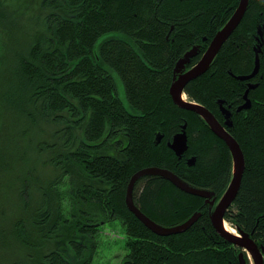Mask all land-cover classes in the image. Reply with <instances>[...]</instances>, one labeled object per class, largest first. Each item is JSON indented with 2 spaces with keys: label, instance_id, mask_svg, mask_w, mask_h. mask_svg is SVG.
<instances>
[{
  "label": "trees",
  "instance_id": "obj_1",
  "mask_svg": "<svg viewBox=\"0 0 264 264\" xmlns=\"http://www.w3.org/2000/svg\"><path fill=\"white\" fill-rule=\"evenodd\" d=\"M238 3L0 0V264H94L96 237L110 219L126 235L120 264H240V252L249 264L215 231L203 197L156 175L136 181L133 202L156 223L200 213L171 235L152 232L125 203L131 175L144 167L166 168L216 199L228 186L229 149L173 102L169 87L178 59L195 46L183 71L193 66ZM256 53L258 71L239 79L253 71ZM246 90L250 105L237 110ZM183 91L221 124V106L230 111L225 127L245 166L224 220L264 260V0H248L209 68ZM183 125L186 150L177 155L168 143Z\"/></svg>",
  "mask_w": 264,
  "mask_h": 264
},
{
  "label": "water",
  "instance_id": "obj_2",
  "mask_svg": "<svg viewBox=\"0 0 264 264\" xmlns=\"http://www.w3.org/2000/svg\"><path fill=\"white\" fill-rule=\"evenodd\" d=\"M247 4L248 0H239V3L234 12L223 24V26L214 34V36L209 41L207 48L193 66L183 71L185 65L190 61V58H192L197 53V47L195 46L188 50L183 57L178 59L174 67L175 75L169 87V94L173 102L179 107L191 110L198 114L206 122L211 131L224 141L227 148L229 149L232 161V177L225 191L218 199H216L213 192L189 185L188 183L181 180L175 173L166 168L152 166L139 169L131 175L126 187L125 203L129 211H131L137 219H139L148 229L158 235H171L183 232L188 229L199 217V212L193 214L186 221L178 225L167 227L162 226L150 219L134 204L132 193L136 181L148 175L160 176L163 179L170 181L173 185H175L182 191L203 197L205 199V203H208L213 207L210 213V220L215 231L225 240L240 247L247 254H249L253 260V264H264L262 250L247 234H243L240 232H236V234H234L224 227L225 211L231 205L232 201L235 198V195L241 183V178L245 166L244 156L238 142L225 128V126L231 125L229 121L230 112L228 109H225L221 106V111L225 116V122L223 125L206 107L197 102L185 99V94L183 91L184 86L190 80L198 77L209 68L221 45L226 41L229 35L239 24L246 10ZM258 67L259 58L258 53H256L253 71L248 75L238 76V78L248 79L252 77L258 71ZM254 86L255 85H249L250 88ZM244 99V103L238 107V110L245 109L250 105V101L247 98V90L244 93ZM184 128L185 125H183V130L174 135L172 141L168 143V145L174 150L177 155H180L186 150L187 143ZM160 137V135L156 137L157 142L160 140ZM193 160L194 158L192 157L188 159V162L192 163ZM238 259L240 264H246L242 252L239 253Z\"/></svg>",
  "mask_w": 264,
  "mask_h": 264
},
{
  "label": "rangeland",
  "instance_id": "obj_3",
  "mask_svg": "<svg viewBox=\"0 0 264 264\" xmlns=\"http://www.w3.org/2000/svg\"><path fill=\"white\" fill-rule=\"evenodd\" d=\"M101 40V38L99 39ZM98 40V41H99ZM116 82V89L119 97L125 102V95L122 82L116 72H111ZM1 122V120H0ZM15 132V129L12 130ZM1 137V134H0ZM18 171L8 173V176L4 177V181L8 184L14 183V178H17ZM16 175V176H15ZM1 177V175H0ZM14 177V178H13ZM2 181L0 180V183ZM0 200H3L0 198ZM125 231L119 219H110L103 223L100 227L98 235L96 237V250L93 256L94 264H120L122 257L125 255L126 250L125 243ZM31 261V264H36L35 261Z\"/></svg>",
  "mask_w": 264,
  "mask_h": 264
},
{
  "label": "bare ground",
  "instance_id": "obj_4",
  "mask_svg": "<svg viewBox=\"0 0 264 264\" xmlns=\"http://www.w3.org/2000/svg\"><path fill=\"white\" fill-rule=\"evenodd\" d=\"M237 110H238V108H237ZM224 227L228 230V231H230V232H232V233H234V234H236V230L232 227V226H230L227 222L224 224ZM249 255V254H248ZM248 255H247V257H248ZM244 257V256H243ZM245 260V259H244ZM248 260H249V264H253V260H252V258L249 256L248 257ZM245 263H246V261H245Z\"/></svg>",
  "mask_w": 264,
  "mask_h": 264
},
{
  "label": "flooded vegetation",
  "instance_id": "obj_5",
  "mask_svg": "<svg viewBox=\"0 0 264 264\" xmlns=\"http://www.w3.org/2000/svg\"><path fill=\"white\" fill-rule=\"evenodd\" d=\"M230 112V111H229ZM230 116V115H229ZM225 117V116H224ZM224 122H225V120H224ZM223 125H224V123H223ZM226 128V127H225ZM82 244V243H81Z\"/></svg>",
  "mask_w": 264,
  "mask_h": 264
}]
</instances>
